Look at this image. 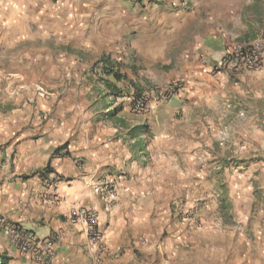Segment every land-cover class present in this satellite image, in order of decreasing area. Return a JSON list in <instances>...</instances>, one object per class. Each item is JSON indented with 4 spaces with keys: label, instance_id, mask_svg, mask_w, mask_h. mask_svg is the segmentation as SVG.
<instances>
[{
    "label": "crops",
    "instance_id": "crops-1",
    "mask_svg": "<svg viewBox=\"0 0 264 264\" xmlns=\"http://www.w3.org/2000/svg\"><path fill=\"white\" fill-rule=\"evenodd\" d=\"M141 6L0 0V218L54 238L51 264H264V63L237 79L215 70L264 34V0ZM133 50L183 86L153 105L150 139L130 134L148 114L119 117L99 80L98 61L120 68L115 53ZM180 201L200 226L176 218ZM77 211L93 213L97 241ZM0 258L40 264L1 229Z\"/></svg>",
    "mask_w": 264,
    "mask_h": 264
},
{
    "label": "built area",
    "instance_id": "built-area-1",
    "mask_svg": "<svg viewBox=\"0 0 264 264\" xmlns=\"http://www.w3.org/2000/svg\"><path fill=\"white\" fill-rule=\"evenodd\" d=\"M152 4L149 0H144L140 5ZM264 63V34L259 35L252 41L234 44L224 50L221 60L215 70L227 74L233 79L239 78L245 73H257L262 69ZM182 82L175 81L173 84L164 87L158 94L160 100H166L177 94L182 89ZM38 93L44 94L41 89H37ZM146 101L140 96L134 103V111L136 113L143 112ZM101 188V189H100ZM94 188L95 193L105 194L106 199H111L114 193L112 186L103 184ZM185 218H190L191 213L186 212ZM72 221L80 223L86 230V233L92 241H97L100 236L96 229V219L93 213L85 211H77L71 216ZM190 220V219H189ZM0 229L5 237L23 253H31L33 258L40 264H51L53 260V243L54 238L43 240L37 239L32 234H23L12 226L10 223L0 218ZM0 258V264H1Z\"/></svg>",
    "mask_w": 264,
    "mask_h": 264
},
{
    "label": "rangeland",
    "instance_id": "rangeland-1",
    "mask_svg": "<svg viewBox=\"0 0 264 264\" xmlns=\"http://www.w3.org/2000/svg\"><path fill=\"white\" fill-rule=\"evenodd\" d=\"M149 7L151 6H141L140 8L142 10L140 11L139 15L141 16L145 14L147 12L146 10ZM133 51L134 52H132L131 55L127 56L119 54L118 52L115 53V56L120 59L119 62L121 63V67L119 68V70L121 71V74L126 77V80L124 81V83L118 85L123 89L124 97L113 100L109 107L112 110L114 108L117 109L119 112V117H123L125 119H135L136 117L141 119L146 114H148V119L145 120L144 127L147 136L146 138L150 139V137H152V131H154V129H152L153 125L148 122H150L149 118L153 116L152 112L155 111L156 106L153 105H156L158 103L166 104L170 101L177 99V95L180 91L166 100H160L157 93H159L164 87L173 84L179 79H174L172 77L173 69L171 66L165 67L164 69H159L156 63H152L149 59H146L141 53L136 52V50ZM96 68L98 69V66ZM162 84L164 85L160 86ZM140 96L145 99L146 106L143 112L136 113L134 111V103ZM168 112V115L174 117L172 108H169ZM183 203L184 202L182 201L178 202L179 210L176 215V218H180L181 222L184 223L191 222L196 225H199V219L195 216L194 213H191L192 216H190V218H185L186 212L185 209L182 207ZM226 223L232 224V222H229L227 220Z\"/></svg>",
    "mask_w": 264,
    "mask_h": 264
},
{
    "label": "trees",
    "instance_id": "trees-1",
    "mask_svg": "<svg viewBox=\"0 0 264 264\" xmlns=\"http://www.w3.org/2000/svg\"><path fill=\"white\" fill-rule=\"evenodd\" d=\"M144 0H134V2L141 4ZM149 2L153 3L154 0H149ZM100 66L99 71V80L101 82L102 87L106 91V95L108 99L111 100V102L115 99L124 97L123 95V89L119 87L118 85L121 83H124L126 80V77L122 75L119 71L118 64L114 61H109V58L102 59L98 61ZM116 110V109H115ZM116 114V113H115ZM114 113L111 114V116L115 115ZM141 132H145V127H136L133 128L130 131L131 135H141ZM66 146H62L57 148L53 156H68L67 152L65 151ZM64 151V152H63ZM45 174L50 173L49 169L46 168L44 170ZM39 175H42L39 173Z\"/></svg>",
    "mask_w": 264,
    "mask_h": 264
}]
</instances>
